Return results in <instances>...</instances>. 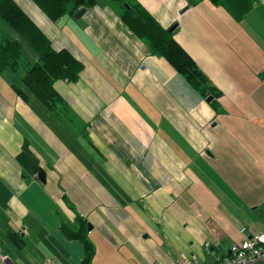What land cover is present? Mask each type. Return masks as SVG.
<instances>
[{
	"label": "crops",
	"instance_id": "crops-1",
	"mask_svg": "<svg viewBox=\"0 0 264 264\" xmlns=\"http://www.w3.org/2000/svg\"><path fill=\"white\" fill-rule=\"evenodd\" d=\"M136 1L177 26L218 96L207 102L107 0L44 28L84 70L55 83L66 120L0 77V264H81L83 242L63 232L79 219L93 264L209 259L205 243L224 253L264 230V0L240 21L209 0ZM25 144L45 183L18 160Z\"/></svg>",
	"mask_w": 264,
	"mask_h": 264
},
{
	"label": "trees",
	"instance_id": "trees-1",
	"mask_svg": "<svg viewBox=\"0 0 264 264\" xmlns=\"http://www.w3.org/2000/svg\"><path fill=\"white\" fill-rule=\"evenodd\" d=\"M52 22L76 14L86 8H93L99 0H30ZM120 16L123 23L141 41L151 53L164 58L189 85L204 98L217 97L209 79L198 68L194 60L177 43L173 32L164 29L159 22L136 0H107ZM190 4H199L205 0H188ZM214 6L225 8L236 20L243 19L254 7L257 0H209ZM2 23L18 36L14 38L10 31L3 30ZM27 46L36 56L29 62L23 55ZM25 76L22 87L12 85L16 94L24 101L29 94L34 96L46 109L59 119L66 120L69 107L55 89L57 81L76 83L84 70V65L68 50L57 51L45 32L28 16L16 0H0V77L7 70L17 72L22 69ZM26 90H24V88ZM23 168L32 174L41 171L37 158L25 144L18 156ZM81 222L79 232L64 228L70 239H79L84 244V257L81 264H93L95 247L87 238L88 224ZM14 245L22 248L26 242L15 233L10 235Z\"/></svg>",
	"mask_w": 264,
	"mask_h": 264
},
{
	"label": "built area",
	"instance_id": "built-area-1",
	"mask_svg": "<svg viewBox=\"0 0 264 264\" xmlns=\"http://www.w3.org/2000/svg\"><path fill=\"white\" fill-rule=\"evenodd\" d=\"M246 228L242 230L244 233ZM207 256L181 255L178 264H256L264 260V230L242 242L233 244L229 251L221 252L205 243Z\"/></svg>",
	"mask_w": 264,
	"mask_h": 264
},
{
	"label": "rangeland",
	"instance_id": "rangeland-1",
	"mask_svg": "<svg viewBox=\"0 0 264 264\" xmlns=\"http://www.w3.org/2000/svg\"><path fill=\"white\" fill-rule=\"evenodd\" d=\"M16 1L22 6V8L25 10V12L28 14V16L37 24V26L42 31H44V28H45L46 31L48 32V34L50 35L49 28H50V30L54 29L55 28L54 23H57L58 21L52 22L51 20L47 19L44 16L43 12L34 3H32L30 0H16ZM100 1H102V0H100ZM71 17L76 18V16H71ZM2 26H3V30L10 31L13 34L14 38L18 39V36H16L15 33H13L10 29H8L6 24L2 23ZM48 26H49V28H48ZM45 34H46V32H45ZM48 34H46V36L49 38ZM49 40L51 41V43L53 45L52 40L50 38H49ZM53 48H54V46H53ZM23 55L26 58V60H28L29 62H34L36 59L35 54L27 46H24ZM25 72L23 71V68L19 69V71H17V72H11V71L7 70L5 73L2 74V76H5L6 78L10 79V81L8 82L9 85H16V86L22 87V80L21 79L24 78ZM23 88H24V90H26L25 87H23ZM259 216H260V222L264 223L263 215L260 214Z\"/></svg>",
	"mask_w": 264,
	"mask_h": 264
},
{
	"label": "water",
	"instance_id": "water-1",
	"mask_svg": "<svg viewBox=\"0 0 264 264\" xmlns=\"http://www.w3.org/2000/svg\"><path fill=\"white\" fill-rule=\"evenodd\" d=\"M86 12V9H82L80 10L77 14H76V18H80L82 17ZM177 28V26H174L172 27V29L170 30V32H173L175 29ZM212 101V98L209 97L207 102H211ZM38 178L40 179L41 182L45 183L46 182V177H45V172H43L42 170L39 171L38 173ZM88 229L91 231V225L88 224ZM256 264H264V260L263 261H259L258 263Z\"/></svg>",
	"mask_w": 264,
	"mask_h": 264
}]
</instances>
